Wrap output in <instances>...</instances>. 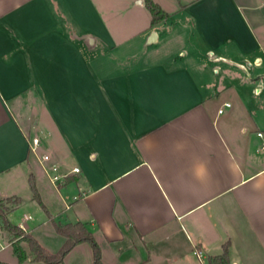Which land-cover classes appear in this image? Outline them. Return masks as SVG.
Returning a JSON list of instances; mask_svg holds the SVG:
<instances>
[{"label": "crops", "instance_id": "crops-1", "mask_svg": "<svg viewBox=\"0 0 264 264\" xmlns=\"http://www.w3.org/2000/svg\"><path fill=\"white\" fill-rule=\"evenodd\" d=\"M155 1L153 23L146 0H0V197L52 252L55 222L82 221L105 264H209L226 242L264 264V0ZM32 134L81 172L54 184ZM20 243L0 259L44 262ZM86 243L56 264H95Z\"/></svg>", "mask_w": 264, "mask_h": 264}, {"label": "trees", "instance_id": "trees-1", "mask_svg": "<svg viewBox=\"0 0 264 264\" xmlns=\"http://www.w3.org/2000/svg\"><path fill=\"white\" fill-rule=\"evenodd\" d=\"M146 4L152 13L153 23L165 18L168 15L161 5L155 0H146ZM29 182L35 198L39 201L42 207L47 210L46 205L41 199L34 174L32 173L29 176ZM20 202H22V198L20 196H9L5 198L0 197V218L2 227L10 232L14 238H18V240L13 243V246L20 262H23L27 258V252L20 243L24 240L28 242L32 252L34 253L35 260L44 261L49 264L62 262L67 253H69L75 245L81 242H89L93 249L95 264H105L98 240L96 239L94 233L82 221L68 223L55 222L57 231L66 235L67 239L58 251L52 252L47 249L31 232L27 231L9 218L8 212L15 208L9 206V203L18 205ZM0 264L10 263L0 259ZM209 264H231L228 242L225 243L223 253L213 255L209 258Z\"/></svg>", "mask_w": 264, "mask_h": 264}, {"label": "built area", "instance_id": "built-area-1", "mask_svg": "<svg viewBox=\"0 0 264 264\" xmlns=\"http://www.w3.org/2000/svg\"><path fill=\"white\" fill-rule=\"evenodd\" d=\"M229 104L230 103H226V105ZM219 111L222 112L223 107L219 108ZM20 125L22 127L23 132L25 134H29L31 132L33 122L25 118L22 121H20ZM257 133L260 136H264V132L262 130H259ZM29 141H30V150L36 156L37 160L43 165L50 180L54 184L59 185L61 183H64L70 174L81 172V167L78 165L73 166L72 169L69 171H65V172L61 171L57 162L52 161L50 153L40 152V146L42 144V136H40L39 134L29 135ZM262 147L264 148V144L262 145ZM28 218H31V215L26 214L23 216L24 220ZM199 255H201V253H199Z\"/></svg>", "mask_w": 264, "mask_h": 264}, {"label": "rangeland", "instance_id": "rangeland-1", "mask_svg": "<svg viewBox=\"0 0 264 264\" xmlns=\"http://www.w3.org/2000/svg\"><path fill=\"white\" fill-rule=\"evenodd\" d=\"M37 132L40 133L39 130ZM42 151H43V148H40V152H42ZM9 206L16 207L17 205H15L13 203H9ZM13 210H14L13 213L10 214V219L12 221L14 219H16L14 217H17V218L22 217L24 211H26L27 214H30L31 213V215H35V211L31 208L30 205L21 204V205L17 206ZM3 244H6V240H4L3 238L0 237V246L3 245ZM86 244L91 248V245L89 243H86ZM14 253H15L14 247L12 245H10V244L4 246L3 249L0 250V256L3 257V258H6V259H13V258H15ZM33 264H47V263H44V262H35Z\"/></svg>", "mask_w": 264, "mask_h": 264}]
</instances>
